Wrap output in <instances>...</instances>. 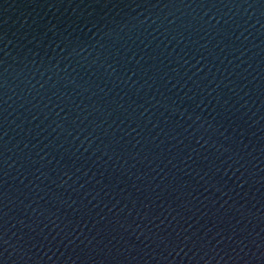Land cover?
<instances>
[{"label": "water", "instance_id": "1", "mask_svg": "<svg viewBox=\"0 0 264 264\" xmlns=\"http://www.w3.org/2000/svg\"><path fill=\"white\" fill-rule=\"evenodd\" d=\"M0 264H264V0H0Z\"/></svg>", "mask_w": 264, "mask_h": 264}]
</instances>
